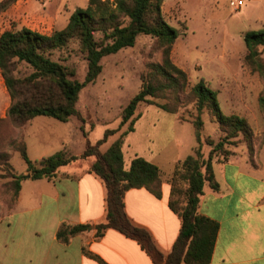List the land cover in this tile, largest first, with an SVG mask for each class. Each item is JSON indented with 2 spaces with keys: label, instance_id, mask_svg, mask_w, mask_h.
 I'll return each instance as SVG.
<instances>
[{
  "label": "trees",
  "instance_id": "16d2710c",
  "mask_svg": "<svg viewBox=\"0 0 264 264\" xmlns=\"http://www.w3.org/2000/svg\"><path fill=\"white\" fill-rule=\"evenodd\" d=\"M18 1L0 0V12L7 11ZM165 1L89 0L86 8H79L72 13L64 29L52 34L12 27L0 35V72L11 98L7 119L16 128H24L29 121L40 116L62 123L78 116L76 106L80 93L101 75L102 60L134 47L139 36L156 38L163 48L162 62L150 65V70L143 76L140 91L122 111L120 128L129 123L128 129L106 152H100V147L120 128L106 131L104 138L95 145L87 141L81 156L68 155L63 149L39 162H33L24 144L17 151L27 164L28 175L13 176L14 184L18 196L21 183L26 179L54 180L61 167L94 158L89 172L99 177L106 189L105 221L96 225L64 224L57 233L59 241L67 244L71 238L91 231H95V238L100 239L112 229L136 241L153 264H211L219 223L200 214L201 198L207 185L215 191L219 189L214 165L228 160L230 152L225 149V145L240 135L251 141L253 132L246 119L223 114L218 93L211 90L204 80L192 88L198 115L191 122L198 146L194 154L176 165L170 179L169 208L181 219V230L169 255L158 248L149 230L137 225L125 208V195L132 189L144 188L156 198H162L161 170L157 165L137 156L131 161L130 167L125 168L124 138L134 132L137 120L134 115L138 106L143 103L156 104L167 113L177 114L180 94L188 83L187 73L171 59L172 45L179 32L165 19ZM72 42L78 43L87 61V73L82 82L75 78L74 70L65 66L61 58L58 61L53 59L56 52L68 48ZM244 43L247 61L264 76V60L260 51L264 49V29L247 32ZM21 64L32 70L29 76H17ZM157 99L167 102L161 104L155 101ZM260 106L264 109V96L260 97ZM204 109L212 112L224 133V138L218 144L208 141L212 148L208 159H204L202 154L201 113ZM181 120L187 121L184 118ZM215 157L221 159L214 162ZM0 160L5 162L6 167H11L7 154H0ZM87 254L101 264H106L90 252Z\"/></svg>",
  "mask_w": 264,
  "mask_h": 264
},
{
  "label": "rangeland",
  "instance_id": "374dc122",
  "mask_svg": "<svg viewBox=\"0 0 264 264\" xmlns=\"http://www.w3.org/2000/svg\"><path fill=\"white\" fill-rule=\"evenodd\" d=\"M245 6L235 10L230 0H169L164 5L166 21L178 30L179 36L172 45L171 59L175 65L188 75V83L180 94L179 111L170 114L156 104H140L135 112L136 126L141 120L142 127L138 134L132 132L124 138L123 153L125 168L130 167L135 157V149L143 153L148 146L146 130L156 114L165 115L159 121L158 128L153 129L157 139L156 149L165 166L177 158L194 154L198 146L195 131L191 122L198 115L192 88L201 80L218 93V101L224 115H236L247 120L253 137L248 141L244 136L231 140L225 145L230 152L228 160L237 156L254 159L255 145L264 144V109L260 106V97L264 96V76L251 65L247 57L244 35L250 31L264 29L263 8L257 0H243ZM49 0H20L5 12H0V35L8 29L28 28L42 34H52L65 27L63 14L68 23L73 10L55 9L48 14ZM264 9V8H263ZM67 11L68 13H64ZM62 14V15H61ZM61 15V18H57ZM56 22V23H55ZM264 60V49H260ZM63 60V64L75 72V78L84 81L87 73V61L80 51L78 43L72 42L68 48L56 52L53 59ZM163 59V48L156 38L139 36L134 47L124 49L117 54L104 58L101 62L103 71L96 81L85 87L77 103L78 116L69 122L62 123L50 118L53 128H46L55 138L53 152L65 148L68 155H82L87 141L95 145L104 138L106 131L118 130L122 122V111L141 89L142 79L150 70L151 64H159ZM32 70L24 64L18 66L17 76L27 77ZM241 93L232 99L231 93ZM156 102L164 104L165 99ZM11 98L0 72V154H7L11 167H6L0 160V215L12 210L18 198L13 176L23 175L27 164L17 149L23 147L24 128H16L7 119ZM170 114V115H168ZM173 115V116H172ZM174 116L185 125H176ZM247 117H251L252 125ZM184 118L185 121L181 119ZM202 154L208 159L211 147L208 141L218 144L223 138L215 117L209 109L201 113ZM129 123L108 138L100 147L106 152L109 147L128 129ZM42 130L32 128L31 136L40 135ZM62 139V140H61ZM64 146H62V144ZM251 143V144H250ZM250 144V145H249ZM63 147V148H62ZM52 155V154H51ZM49 157V156H48ZM221 158H214V162ZM227 160V161H228ZM79 162H82L83 159ZM220 163H216L219 165ZM176 168V167H175ZM175 171V170H174ZM174 173V172H173ZM58 176V175H57Z\"/></svg>",
  "mask_w": 264,
  "mask_h": 264
},
{
  "label": "crops",
  "instance_id": "0c3cea01",
  "mask_svg": "<svg viewBox=\"0 0 264 264\" xmlns=\"http://www.w3.org/2000/svg\"><path fill=\"white\" fill-rule=\"evenodd\" d=\"M257 1L264 8V0ZM88 4L89 0H49L47 12L50 14L52 6L74 12ZM62 18L66 27L64 14ZM231 95L237 100L242 94ZM5 116L6 112L0 117ZM162 117L167 116L156 114L149 123L146 151L134 150L135 157L160 168L162 198L144 188L132 189L125 195V208L137 225L149 230L158 248L169 255L181 230V219L169 208L170 179L176 165L189 155L177 156L167 166L161 162L153 129L159 127ZM144 119L133 135L138 134ZM247 119L252 125L251 117ZM174 121L179 126L188 124L179 122L176 116ZM32 128H39L41 134L31 136ZM46 128H53L51 120L40 116L29 121L24 130L27 154L33 162L53 155L48 152L56 150L55 138ZM93 162L94 158H87L61 167L54 180L22 181L13 209L0 215V264H101L88 252L106 264H153L136 241L112 229L100 239L91 231L71 238L67 244L59 241L57 233L64 224L96 225L105 221L106 189L103 181L89 172ZM214 171L219 189L215 191L207 185L199 207L201 215L219 223L211 264H264V144L255 145L253 161L237 156L214 165ZM23 175H28V171Z\"/></svg>",
  "mask_w": 264,
  "mask_h": 264
},
{
  "label": "built area",
  "instance_id": "2783aa9c",
  "mask_svg": "<svg viewBox=\"0 0 264 264\" xmlns=\"http://www.w3.org/2000/svg\"><path fill=\"white\" fill-rule=\"evenodd\" d=\"M230 5L235 10H240L244 6V1L243 0H230Z\"/></svg>",
  "mask_w": 264,
  "mask_h": 264
}]
</instances>
